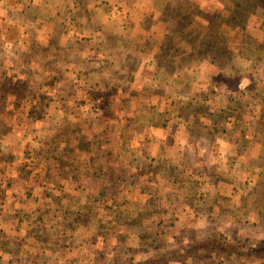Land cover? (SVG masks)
<instances>
[{
  "label": "rangeland",
  "instance_id": "1",
  "mask_svg": "<svg viewBox=\"0 0 264 264\" xmlns=\"http://www.w3.org/2000/svg\"><path fill=\"white\" fill-rule=\"evenodd\" d=\"M209 238L264 244V0H0V264H264Z\"/></svg>",
  "mask_w": 264,
  "mask_h": 264
},
{
  "label": "trees",
  "instance_id": "2",
  "mask_svg": "<svg viewBox=\"0 0 264 264\" xmlns=\"http://www.w3.org/2000/svg\"><path fill=\"white\" fill-rule=\"evenodd\" d=\"M198 249L203 253L204 251H207L205 255L208 254V256H211L212 254H216V256L225 257L226 259L235 258L239 255L248 256L249 254L254 258L264 257V244L262 243H255V245H249L246 248L241 249L237 245L230 244L225 240L220 241L219 239L217 240L209 238L203 243H197V250ZM196 255L197 251L189 253L183 251V253L175 255V257H169L166 255H153V257L155 256V258H153L152 256H147L143 260L138 259L137 263H135L136 259L131 258L130 260L126 261V264H154V262L155 264H165L166 260H173V258L183 259L186 258V256L194 257Z\"/></svg>",
  "mask_w": 264,
  "mask_h": 264
}]
</instances>
